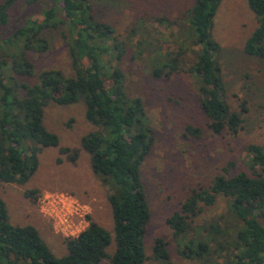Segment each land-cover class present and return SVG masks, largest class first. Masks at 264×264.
Here are the masks:
<instances>
[{
	"label": "trees",
	"instance_id": "1",
	"mask_svg": "<svg viewBox=\"0 0 264 264\" xmlns=\"http://www.w3.org/2000/svg\"><path fill=\"white\" fill-rule=\"evenodd\" d=\"M17 1L0 3V32L8 24V11ZM39 1L25 0L28 5ZM46 1L50 5L35 17L36 21L28 22L3 40L8 51L0 52V184L24 185L37 169L40 150L58 146L57 136L43 125L48 103L70 105L82 100L86 120L96 128L82 139V145L90 155L92 170L110 186L108 200L115 251L112 255L107 253L111 234L89 218L87 228L78 237L65 240L67 254L55 258L35 228L9 223L5 202L0 197V264H101L104 260L107 264H145L148 258L144 238L151 209L140 171L152 151L154 131L143 100L129 96L125 90V74L119 66L126 52L125 42L118 41L113 27L94 18L89 0ZM221 1L193 3L188 39L199 49L196 61L187 71L198 78L200 110L208 128L217 135H236L242 129L247 110L241 106L240 111H233L224 100L217 64L220 47L211 32ZM247 1L258 27L246 41L244 52L263 58L264 0ZM155 22L170 27L165 18ZM61 27L65 29L63 41L73 75L48 70L40 73L32 85L19 82L20 77L34 76L35 68L27 53H45L49 31ZM143 36L146 38L147 34ZM185 42H178L177 52L166 48L165 55L159 45L148 39L138 43V55L144 53L153 79L183 71L180 59L188 46ZM9 46H14V50L9 51ZM188 130L199 134L197 130ZM246 151L250 174H233L229 168L223 169L208 187L192 189L179 210L166 219L183 257L197 258L201 264H264V145H249ZM34 194L25 193L29 198ZM218 198L229 201L235 224L228 230L230 248L221 244L212 251L211 243H218L225 232L218 225L194 229L190 225L202 207L213 206ZM191 230L196 235L193 240L187 238ZM222 250L226 251L225 256H221ZM152 253L157 261H169L167 243L160 238L154 241ZM214 254L222 261L214 260Z\"/></svg>",
	"mask_w": 264,
	"mask_h": 264
},
{
	"label": "rangeland",
	"instance_id": "2",
	"mask_svg": "<svg viewBox=\"0 0 264 264\" xmlns=\"http://www.w3.org/2000/svg\"><path fill=\"white\" fill-rule=\"evenodd\" d=\"M194 1L89 0L94 18L113 27L118 41L125 42L126 52L119 64L125 74V90L129 96L143 100L154 131L152 151L140 171L151 209L144 238L148 258L145 264H201L197 258L180 254L166 219L179 210L192 189L208 187L223 169L229 168L233 174L239 171L250 174L246 148L264 145V57L249 56L244 52L246 41L258 27L257 19L247 0H222L213 19L211 32L220 47L217 64L224 85V100L233 111H240L241 106L247 110L242 129L236 135L228 132L217 135L208 128V121L200 110L198 78L187 71L196 61L199 49L188 39V18ZM49 5L46 0L31 5L18 0L9 9L8 24L0 32V52L8 51L3 43L7 38L28 22L36 21L35 17ZM160 18L167 19L170 27L159 26L155 20ZM49 32L45 53H27L35 68L34 76L20 77L19 82L32 85L38 81L40 73L48 70L73 75L68 48L63 41L64 27ZM142 39L159 45L163 55L167 49L179 51L178 42L186 41L188 46L184 47L187 49L180 59L183 71L168 78L153 79L144 53L138 55V43ZM13 47L9 46V51ZM43 125L57 136L58 146L40 150L37 169L24 185L0 184V197L5 202L9 223L35 228L52 255L61 258L67 254L64 243L67 239L54 232L50 221L40 213L38 200L47 193L67 194L87 206V219H92L111 234L107 253L112 255L115 241L108 200L111 191L104 177L92 170L90 155L82 145V139L96 130L86 120L84 102L48 103L44 108ZM188 129L197 130L199 134H192ZM29 191L35 192L33 198L26 197L25 193ZM228 202L218 198L213 206L202 207L190 225L192 229L218 225L225 232V236L217 239V245L211 243L212 251L219 249L221 244L226 247L230 244L228 230L233 228L235 221ZM158 238L167 243V262L157 261L153 256L152 248ZM187 238H196L193 230ZM225 253L222 250L221 256ZM213 259L222 261V257L215 254ZM107 263L104 260L101 264Z\"/></svg>",
	"mask_w": 264,
	"mask_h": 264
},
{
	"label": "built area",
	"instance_id": "3",
	"mask_svg": "<svg viewBox=\"0 0 264 264\" xmlns=\"http://www.w3.org/2000/svg\"><path fill=\"white\" fill-rule=\"evenodd\" d=\"M40 213L56 234L73 239L88 226V208L67 194L47 193L38 200Z\"/></svg>",
	"mask_w": 264,
	"mask_h": 264
}]
</instances>
